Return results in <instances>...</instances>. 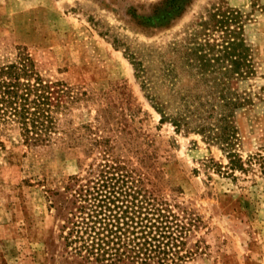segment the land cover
Here are the masks:
<instances>
[{
  "label": "rangeland",
  "instance_id": "1",
  "mask_svg": "<svg viewBox=\"0 0 264 264\" xmlns=\"http://www.w3.org/2000/svg\"><path fill=\"white\" fill-rule=\"evenodd\" d=\"M240 38L247 73L228 82L238 97L229 144L214 118L188 109ZM20 48L85 93L67 115L73 136L33 146L16 125L3 131L0 264H79L61 237L64 208L73 177L104 149L190 221L182 264H264V0H0V60Z\"/></svg>",
  "mask_w": 264,
  "mask_h": 264
},
{
  "label": "trees",
  "instance_id": "2",
  "mask_svg": "<svg viewBox=\"0 0 264 264\" xmlns=\"http://www.w3.org/2000/svg\"><path fill=\"white\" fill-rule=\"evenodd\" d=\"M239 45L238 53L223 58L230 61L223 76L209 79L213 83L207 95H193L205 99L193 104L194 109H188L200 120L214 118L216 137L229 144L238 97L227 93H231L228 82L235 74L247 73L242 38ZM210 62L211 59H201L204 81L210 72L207 67ZM138 63V73L150 86L145 67ZM84 93L66 80L45 73L25 48H20L12 60H0V152L5 149L2 134L9 125H16L24 140L33 146L48 145L60 136H73L76 128L67 115ZM156 102L165 113L162 103ZM218 107L221 111L215 117L212 110ZM175 121L180 125L182 118ZM86 125L94 144L106 142L102 137L92 138V127ZM107 152L104 149L105 157L91 165L85 174L73 177L60 228L65 246L74 252L79 264H182L192 253L185 247L190 221L180 219L170 204L144 187L141 177H136L133 170L117 159L108 158ZM231 163L242 164V160L235 155Z\"/></svg>",
  "mask_w": 264,
  "mask_h": 264
}]
</instances>
